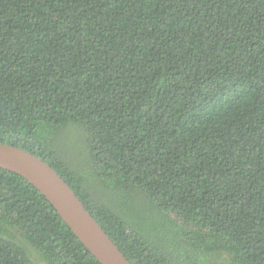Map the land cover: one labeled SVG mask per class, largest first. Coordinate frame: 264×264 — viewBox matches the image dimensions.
I'll return each mask as SVG.
<instances>
[{"label": "trees", "instance_id": "16d2710c", "mask_svg": "<svg viewBox=\"0 0 264 264\" xmlns=\"http://www.w3.org/2000/svg\"><path fill=\"white\" fill-rule=\"evenodd\" d=\"M0 142L132 264H264V0H0ZM0 264L101 263L0 167Z\"/></svg>", "mask_w": 264, "mask_h": 264}, {"label": "water", "instance_id": "95a60500", "mask_svg": "<svg viewBox=\"0 0 264 264\" xmlns=\"http://www.w3.org/2000/svg\"><path fill=\"white\" fill-rule=\"evenodd\" d=\"M0 167L32 183L101 264H132L71 185L47 161L23 148L0 142Z\"/></svg>", "mask_w": 264, "mask_h": 264}]
</instances>
